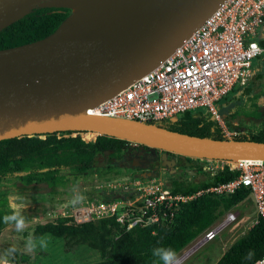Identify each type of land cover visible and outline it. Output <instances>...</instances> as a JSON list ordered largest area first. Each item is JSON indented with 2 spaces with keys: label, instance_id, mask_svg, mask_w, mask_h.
<instances>
[{
  "label": "water",
  "instance_id": "95a60500",
  "mask_svg": "<svg viewBox=\"0 0 264 264\" xmlns=\"http://www.w3.org/2000/svg\"><path fill=\"white\" fill-rule=\"evenodd\" d=\"M223 1L127 0L80 29H58L41 40L0 50H16L0 59V140L87 130L161 150V165L171 173L177 161L168 153L264 159V141L200 137L156 123L86 113L159 64ZM41 2L0 0V30Z\"/></svg>",
  "mask_w": 264,
  "mask_h": 264
},
{
  "label": "trees",
  "instance_id": "16d2710c",
  "mask_svg": "<svg viewBox=\"0 0 264 264\" xmlns=\"http://www.w3.org/2000/svg\"><path fill=\"white\" fill-rule=\"evenodd\" d=\"M71 14L72 9L66 6L33 8L19 20L0 30V50L32 43L54 34L62 28ZM257 41L264 48V18L257 30ZM255 59L262 65V71L253 80L249 79L244 86L233 88L224 98L225 101L230 99L237 88L241 90L239 100L244 107L248 106L245 105V99L252 103V100H257L264 94V52ZM252 65L254 66L253 62ZM251 107L253 115H259V110L254 105H249L247 109ZM242 112L246 114L245 111ZM155 123L190 135L227 139L215 116L207 108L184 112L175 121L163 120ZM226 124L229 129H239L233 124L232 118H227ZM233 139L264 141V132L240 134ZM126 141L98 135L94 142H85L79 136L58 138L54 133H48L44 138L34 134L0 140V234L7 226L3 223V216L10 212V195L32 194L43 190L54 193L66 191L69 188L67 182L70 175L90 173L101 155L108 153V160L112 156H120ZM176 166L186 173L191 169L205 170L202 160L182 155L177 158ZM111 167L108 164V168ZM205 174V178L199 180L173 178L168 184L174 193L191 194L199 188L229 181L238 172L224 168ZM103 181L110 179L99 180ZM248 195L249 190L240 187L233 194L220 199L201 196L183 203L173 221L161 220L146 226L138 224L129 230L124 225L121 226L115 216L97 221L76 222L72 217L60 214L54 221L37 224L32 235L35 238L44 234L62 237L69 250L82 245L96 250L101 260L88 264H162L152 255L154 248L166 247L178 252L221 213L219 208L228 209ZM25 204L27 207L23 214L26 219L45 215L56 208L45 202ZM11 246L13 245H7L6 248ZM17 249L13 255L15 264H26L31 255ZM249 252L253 253L251 260L247 259ZM263 253L264 218L259 215L247 233L236 239L215 264H252Z\"/></svg>",
  "mask_w": 264,
  "mask_h": 264
},
{
  "label": "built area",
  "instance_id": "2783aa9c",
  "mask_svg": "<svg viewBox=\"0 0 264 264\" xmlns=\"http://www.w3.org/2000/svg\"><path fill=\"white\" fill-rule=\"evenodd\" d=\"M263 18L264 0H224L159 64L88 107L86 113L155 123L175 121L184 112L207 108L218 118L225 137L240 135V132L230 130L221 122L215 102L224 99L236 86L246 84L255 73L252 62L264 52L257 41V30ZM253 43L258 45L260 51L251 48ZM52 133L58 138L79 136L85 142H94L99 135L87 130ZM47 134L39 136L44 138ZM205 161L208 163L204 166L206 172L214 173L227 168L238 174L229 181L199 188L191 194L174 193L170 186L162 183L139 181L131 185L132 197L129 199L133 203L127 205L124 202L123 215L109 208L108 203L100 202L96 213L93 214L91 210L83 222L93 220L90 219L93 217L115 216L120 225L129 230L138 224L146 226L161 220L173 221L183 203L205 195L220 199L233 194L240 187L249 190L258 215L264 218V159ZM219 211L221 213L197 235L199 241L213 240L236 220L237 214L232 207L219 208ZM257 261H264V253L252 264Z\"/></svg>",
  "mask_w": 264,
  "mask_h": 264
},
{
  "label": "rangeland",
  "instance_id": "374dc122",
  "mask_svg": "<svg viewBox=\"0 0 264 264\" xmlns=\"http://www.w3.org/2000/svg\"><path fill=\"white\" fill-rule=\"evenodd\" d=\"M51 4L56 5L50 1L43 0L37 7ZM253 63L255 64V73L250 77L251 80H253L256 74L263 69L257 59H254ZM240 96L241 90L237 88V91L231 95L229 100L225 101V99H222L219 102H215L221 122L227 126L226 119L232 118L233 124L239 127V129L235 130L240 132V134H257L261 131L264 132V94H261L257 100H252V103L245 99L246 106L254 105V107L259 110L258 112L256 111L259 113L257 116L253 115L252 107L248 109V106L244 107L243 103L239 100ZM242 110L245 111L246 114L242 112ZM215 118L217 122H219L216 116ZM128 143L132 142L127 140L125 145H130ZM157 150L158 152H161V150ZM172 154L174 155V158L179 157V154ZM113 157L114 156L110 158L111 160H108V153L104 156L101 155L97 159V165L94 166L90 173L70 175L67 182L69 188L66 191L54 193L49 192L48 190H43L32 194H12L21 197L24 203L45 202L52 206H56V208L49 210L45 215L27 218L26 223L28 227L23 232H17L14 225H7L0 234V256L6 254L7 245H15L21 251L25 252L26 238L29 233L33 234L35 226L39 223L54 221L60 214L70 216L76 222H83V220L88 217L91 210L93 214L96 213L98 210V203L105 202V204H109V208H113L115 212H118V215H123L124 202H127V205L133 203V201L129 199L132 197L133 187L131 188V185H133V183L139 181L143 183L146 181L149 184L162 183L165 186H169L168 183L173 178L199 180L206 176V170L195 171L194 169H191L192 172L186 173L179 170L176 166V170L172 173L167 167H160L157 174L146 176L144 178L134 177L131 172L136 169L130 170L120 168L117 165L113 166L112 169L108 168V161H112ZM200 160H202L203 166L208 164L205 159ZM100 179H110V181L99 182ZM73 186L78 187L79 191L86 197L84 203L77 205L76 207H70L67 205V201L72 195L71 190ZM127 186L129 187L126 188ZM160 189H162V187ZM232 210L237 214L236 220L229 223L216 238L208 242H201L199 241L200 238L195 237L176 252L181 260V264H215L236 239L247 233L259 216L251 195H248L238 204L233 205ZM105 215H107V213ZM106 217L108 216H104L103 218ZM90 219H93L90 221H97L101 218L93 217ZM35 239L37 240L38 246L33 252L29 253L31 258L26 264H88L101 260L99 253L94 249H90L86 245L70 250L67 249L65 246V239L62 237L44 234ZM41 239L44 241V247L39 246V241ZM8 260L9 264H15L13 255L8 256Z\"/></svg>",
  "mask_w": 264,
  "mask_h": 264
},
{
  "label": "clouds",
  "instance_id": "9594fccd",
  "mask_svg": "<svg viewBox=\"0 0 264 264\" xmlns=\"http://www.w3.org/2000/svg\"><path fill=\"white\" fill-rule=\"evenodd\" d=\"M251 48L255 51H260L258 45L253 43ZM72 195L70 199L67 201V205L70 207H76L77 205H81L84 203L86 197L79 191L78 187L73 186ZM8 207L10 212L3 216V223L6 225H14L15 230L17 232H23L27 227L26 217L23 212L27 205L23 202V199L16 195H10L8 197ZM197 237V236H196ZM38 246L37 240L33 237L31 233L26 238L25 249L26 253H31ZM39 246L44 247V241L41 239L39 241ZM18 251L15 245L11 246L6 250V254L0 256V264H9L8 256L15 255ZM152 255L162 264H181V260L178 257L175 250L172 248L166 247H157L152 250ZM253 256L252 252H249L247 255V259L251 260ZM256 264H264V261H257Z\"/></svg>",
  "mask_w": 264,
  "mask_h": 264
},
{
  "label": "bare ground",
  "instance_id": "6f19581e",
  "mask_svg": "<svg viewBox=\"0 0 264 264\" xmlns=\"http://www.w3.org/2000/svg\"><path fill=\"white\" fill-rule=\"evenodd\" d=\"M43 1V0H42ZM56 5H64L72 9V14L60 33L71 32L89 24L92 20L100 21L103 15L113 8H121L127 0H44ZM15 51L0 52V59L9 58Z\"/></svg>",
  "mask_w": 264,
  "mask_h": 264
},
{
  "label": "flooded vegetation",
  "instance_id": "af4514ba",
  "mask_svg": "<svg viewBox=\"0 0 264 264\" xmlns=\"http://www.w3.org/2000/svg\"><path fill=\"white\" fill-rule=\"evenodd\" d=\"M128 144L130 145H125V148L123 149L120 156L113 157L112 161L108 163L112 165L111 168L117 165L120 168L130 170L136 169L131 172L132 176L144 178L146 176L157 174L159 168L164 167L161 165L160 158L162 151L158 152L157 149L151 150V148L148 146L141 147L140 143L136 142ZM168 158H174V155L172 153H168ZM174 159L177 161V158Z\"/></svg>",
  "mask_w": 264,
  "mask_h": 264
},
{
  "label": "crops",
  "instance_id": "0c3cea01",
  "mask_svg": "<svg viewBox=\"0 0 264 264\" xmlns=\"http://www.w3.org/2000/svg\"><path fill=\"white\" fill-rule=\"evenodd\" d=\"M255 65V64H254ZM253 66V65H252ZM253 68H254V66H253ZM255 69V68H254Z\"/></svg>",
  "mask_w": 264,
  "mask_h": 264
}]
</instances>
